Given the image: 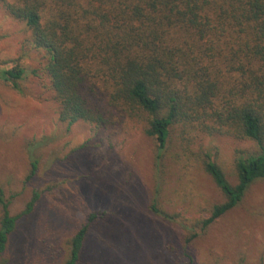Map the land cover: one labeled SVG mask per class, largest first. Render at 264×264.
Segmentation results:
<instances>
[{
  "label": "trees",
  "instance_id": "1",
  "mask_svg": "<svg viewBox=\"0 0 264 264\" xmlns=\"http://www.w3.org/2000/svg\"><path fill=\"white\" fill-rule=\"evenodd\" d=\"M0 8L22 26L24 50L37 53L39 65L28 71L18 57L0 68V80L22 93L28 73L41 72L60 122L105 128L113 118L142 119L159 158L175 133L186 143L218 135L255 145V153L235 162V185L215 162H203L225 200L193 220L200 231L264 181V0H0ZM30 167L28 181L37 162ZM40 197L34 190L11 216L0 191V256ZM151 210L170 219L155 204ZM106 217L86 216L68 241L64 264L81 263L90 228Z\"/></svg>",
  "mask_w": 264,
  "mask_h": 264
},
{
  "label": "rangeland",
  "instance_id": "2",
  "mask_svg": "<svg viewBox=\"0 0 264 264\" xmlns=\"http://www.w3.org/2000/svg\"><path fill=\"white\" fill-rule=\"evenodd\" d=\"M25 39L0 8V68L21 56L28 71L39 68ZM39 74L28 73L22 93L0 80V191L11 216L34 190L41 194L0 264H64L69 239L93 212L107 217L90 228L80 264H264L263 180L206 230L193 224L225 200L203 162H215L235 185V162L256 152L252 142L216 135L186 143L175 133L159 158L142 119L113 118L105 128L60 122L54 93ZM153 204L171 220L153 213Z\"/></svg>",
  "mask_w": 264,
  "mask_h": 264
}]
</instances>
